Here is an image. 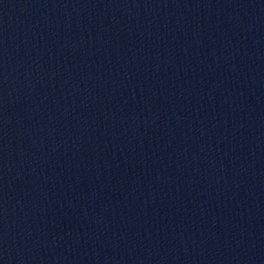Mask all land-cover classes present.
<instances>
[{
    "label": "water",
    "instance_id": "1",
    "mask_svg": "<svg viewBox=\"0 0 264 264\" xmlns=\"http://www.w3.org/2000/svg\"><path fill=\"white\" fill-rule=\"evenodd\" d=\"M0 264H264V0H0Z\"/></svg>",
    "mask_w": 264,
    "mask_h": 264
}]
</instances>
